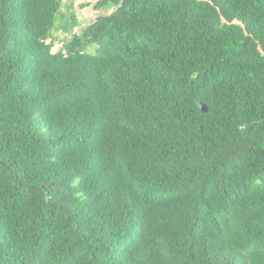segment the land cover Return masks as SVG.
Wrapping results in <instances>:
<instances>
[{"label": "trees", "instance_id": "trees-1", "mask_svg": "<svg viewBox=\"0 0 264 264\" xmlns=\"http://www.w3.org/2000/svg\"><path fill=\"white\" fill-rule=\"evenodd\" d=\"M98 8L0 0V264H264V0Z\"/></svg>", "mask_w": 264, "mask_h": 264}, {"label": "rangeland", "instance_id": "rangeland-1", "mask_svg": "<svg viewBox=\"0 0 264 264\" xmlns=\"http://www.w3.org/2000/svg\"><path fill=\"white\" fill-rule=\"evenodd\" d=\"M102 0H62V14L57 27L48 43L53 42V52H60L64 45L75 34H81L85 28L95 23L99 18L110 16L115 8H98ZM75 17L77 25L71 33L65 30L66 24L73 26Z\"/></svg>", "mask_w": 264, "mask_h": 264}, {"label": "water", "instance_id": "water-1", "mask_svg": "<svg viewBox=\"0 0 264 264\" xmlns=\"http://www.w3.org/2000/svg\"><path fill=\"white\" fill-rule=\"evenodd\" d=\"M203 111H204V112H207V111H208V109H207L206 106H203Z\"/></svg>", "mask_w": 264, "mask_h": 264}]
</instances>
